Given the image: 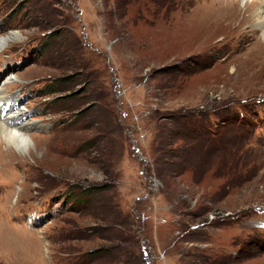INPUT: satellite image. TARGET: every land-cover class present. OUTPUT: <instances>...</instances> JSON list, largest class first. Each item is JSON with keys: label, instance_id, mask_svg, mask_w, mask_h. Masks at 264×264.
I'll return each mask as SVG.
<instances>
[{"label": "rangeland", "instance_id": "obj_1", "mask_svg": "<svg viewBox=\"0 0 264 264\" xmlns=\"http://www.w3.org/2000/svg\"><path fill=\"white\" fill-rule=\"evenodd\" d=\"M241 1L0 0L40 150L0 142V264H264V0Z\"/></svg>", "mask_w": 264, "mask_h": 264}, {"label": "bare ground", "instance_id": "obj_2", "mask_svg": "<svg viewBox=\"0 0 264 264\" xmlns=\"http://www.w3.org/2000/svg\"><path fill=\"white\" fill-rule=\"evenodd\" d=\"M246 1H249V0H242L241 3L242 5L246 3ZM235 5H237V2L235 3H231L226 9L228 10V8L231 6L232 8L229 9L230 12H224L223 16L221 14V20L222 21H225V20H228V16L227 14L228 13H231V12H236V15H237V12H238V9L236 10L235 8ZM261 10H259L257 13L256 12H253V16L251 17L252 19H255V21H258L261 25V28L263 30V34H264V13H262V16H261ZM235 15V16H236ZM229 17H230V14H229ZM257 22V23H258ZM254 25V24H253ZM259 30V29H258ZM262 35V33H261ZM14 40H22V36L18 33V32H13V33H10L8 36L6 37H0V49H2V47H4L6 44H8L9 42L11 41H14ZM254 40V39H253ZM263 44H264V40L262 41ZM248 47V46H247ZM256 49V48H255ZM244 53V52H243ZM1 54V52H0ZM249 55V54H248ZM12 81H17V78L16 77H9L8 79H6V82H5V85L7 84H10ZM4 91V87H3V83L0 85V95H2V100L0 101L2 104H0V123L4 124L6 127L3 129V130H0V132H2L3 134H7L9 132V130L11 129H17L21 132H24V126H18L16 127L13 123V121H20L22 116H24V112L23 111H15L14 109L17 107V104L13 103L11 104L10 102L12 101L11 97L10 96H6L5 93H3ZM14 101H16L14 99ZM12 110V111H10ZM10 111V112H8ZM22 128V129H21Z\"/></svg>", "mask_w": 264, "mask_h": 264}, {"label": "clouds", "instance_id": "obj_3", "mask_svg": "<svg viewBox=\"0 0 264 264\" xmlns=\"http://www.w3.org/2000/svg\"><path fill=\"white\" fill-rule=\"evenodd\" d=\"M16 31L18 32V30ZM260 38L264 40V34ZM2 51L3 49H0V52ZM5 127L4 124L0 123V130H3ZM0 142H3L5 149L11 148L21 156H29L30 152L39 154L40 151L29 134L14 128L9 130L7 134L0 132ZM97 177L101 180L103 179L102 174H97ZM84 187H87V185H84Z\"/></svg>", "mask_w": 264, "mask_h": 264}, {"label": "trees", "instance_id": "obj_4", "mask_svg": "<svg viewBox=\"0 0 264 264\" xmlns=\"http://www.w3.org/2000/svg\"><path fill=\"white\" fill-rule=\"evenodd\" d=\"M181 115H176V116H174V117H170V118H168L169 120H171V119H173V120H178V118H181L180 117ZM103 186H107L106 184L105 185H103ZM95 190V189H94Z\"/></svg>", "mask_w": 264, "mask_h": 264}]
</instances>
